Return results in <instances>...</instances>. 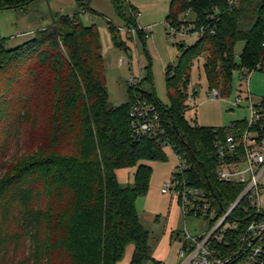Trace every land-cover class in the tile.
<instances>
[{"label":"trees","instance_id":"trees-1","mask_svg":"<svg viewBox=\"0 0 264 264\" xmlns=\"http://www.w3.org/2000/svg\"><path fill=\"white\" fill-rule=\"evenodd\" d=\"M33 1L0 0V10ZM112 1L124 26L137 28L135 8ZM189 11L195 20L188 32L199 39L177 45L179 61L165 69L167 106L156 98L149 71L136 89L128 87L125 103L112 106L98 29L76 15L60 17L13 49L1 39L0 264H118L130 244L131 264L149 258L135 201L146 194L152 172L142 163L165 160V154L132 134L129 112L138 92L155 107L187 167L173 176L204 190L220 209L235 201L239 187L217 180L214 140L233 123L245 127V120L227 127L190 124V70L206 55L208 90L222 97L231 92L234 71H264V0H238L231 7L227 0H171L166 23L178 31ZM109 30L114 46L126 48L119 30ZM126 37L133 39L130 32ZM238 42L244 47L236 62ZM130 167H136L133 185L121 187L117 171Z\"/></svg>","mask_w":264,"mask_h":264},{"label":"rangeland","instance_id":"rangeland-1","mask_svg":"<svg viewBox=\"0 0 264 264\" xmlns=\"http://www.w3.org/2000/svg\"><path fill=\"white\" fill-rule=\"evenodd\" d=\"M171 0H126L135 8L137 24L145 30L143 38L136 33L134 38L126 37L124 21L119 16L112 0H34L29 5L17 9L0 10V41L5 39V47L13 49L30 40L34 33L42 30L62 16L76 15L82 25H96L99 33L101 54L104 64L108 100L112 106H119L127 101L128 79L145 78L148 71L156 98L163 105L169 104L165 85V69L176 66L181 52L177 45L184 42L193 45L199 39L198 34L187 32L192 28L195 14L192 11L182 16L186 22L172 35V29L166 23ZM82 4V5H81ZM120 32V39L126 48L114 46L109 27ZM183 35H180L182 34ZM185 34V35H184ZM143 40V41H142ZM244 43L234 47L235 61L239 62ZM206 55L194 62L190 70V85L187 95L189 104L185 119L192 125L203 127H227L235 121L248 118L245 103L233 107L232 101L242 95L248 86L254 102L264 99V71L255 70L248 76L247 84L242 81L243 72L234 71L231 92L228 96L214 99L208 90L203 71ZM142 89L148 90L147 83ZM196 93L195 95H193ZM192 98V103L189 102ZM165 160L146 161L143 165L152 170L146 194L135 201V208L140 223L148 232L149 258L143 264H179V250L186 226L191 234H198L206 226L205 219L187 218L184 221L176 195L169 191L162 193L165 183H169L177 172L178 161L169 148L163 149ZM136 167L117 171L121 187L133 185ZM264 184V175L261 178ZM264 206V191L261 195ZM133 245L130 244L118 264H131Z\"/></svg>","mask_w":264,"mask_h":264},{"label":"built area","instance_id":"built-area-1","mask_svg":"<svg viewBox=\"0 0 264 264\" xmlns=\"http://www.w3.org/2000/svg\"><path fill=\"white\" fill-rule=\"evenodd\" d=\"M237 1L227 0L230 7ZM134 16L137 17L138 13ZM171 29L173 36L178 34L174 28ZM144 30L138 25L135 29H126V32L134 38L137 31ZM251 72H243L242 81L245 84ZM141 80L130 77L127 82L136 89ZM246 87L231 104L233 107L246 104L244 108L248 118L245 119V127L233 123L225 133H216L214 140L220 161L217 180L239 187L235 201L226 209H220L210 201L204 190L177 175L162 189V193L172 191L176 195L184 221L187 218H203L206 221L203 230L197 228L201 231L198 234H191L184 227L179 264H264V206L261 204L264 191L261 182L264 175V105L261 101L254 102ZM211 94L214 99L222 98L217 89L211 90ZM188 100L192 103L191 97ZM129 117L135 140L146 138L163 149L169 148L178 161L177 174L187 168L175 154L155 107L139 92L134 97Z\"/></svg>","mask_w":264,"mask_h":264},{"label":"water","instance_id":"water-1","mask_svg":"<svg viewBox=\"0 0 264 264\" xmlns=\"http://www.w3.org/2000/svg\"><path fill=\"white\" fill-rule=\"evenodd\" d=\"M196 93H194L193 95H195Z\"/></svg>","mask_w":264,"mask_h":264}]
</instances>
